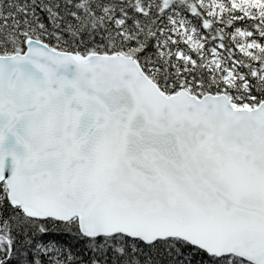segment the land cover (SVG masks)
I'll use <instances>...</instances> for the list:
<instances>
[{
    "label": "snow or ice",
    "instance_id": "obj_1",
    "mask_svg": "<svg viewBox=\"0 0 264 264\" xmlns=\"http://www.w3.org/2000/svg\"><path fill=\"white\" fill-rule=\"evenodd\" d=\"M0 264H264V0H0Z\"/></svg>",
    "mask_w": 264,
    "mask_h": 264
}]
</instances>
